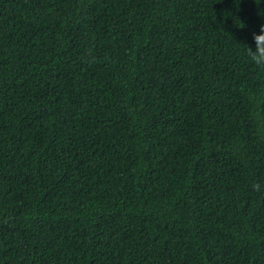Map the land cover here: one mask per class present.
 <instances>
[{
    "label": "trees",
    "instance_id": "obj_1",
    "mask_svg": "<svg viewBox=\"0 0 264 264\" xmlns=\"http://www.w3.org/2000/svg\"><path fill=\"white\" fill-rule=\"evenodd\" d=\"M264 0H0V264H264Z\"/></svg>",
    "mask_w": 264,
    "mask_h": 264
},
{
    "label": "clouds",
    "instance_id": "obj_2",
    "mask_svg": "<svg viewBox=\"0 0 264 264\" xmlns=\"http://www.w3.org/2000/svg\"><path fill=\"white\" fill-rule=\"evenodd\" d=\"M245 48L250 61L258 68H264V25H261L258 33H253V44L246 45Z\"/></svg>",
    "mask_w": 264,
    "mask_h": 264
}]
</instances>
